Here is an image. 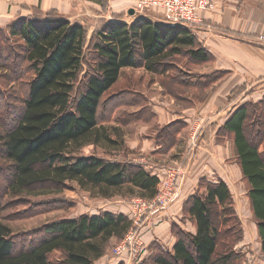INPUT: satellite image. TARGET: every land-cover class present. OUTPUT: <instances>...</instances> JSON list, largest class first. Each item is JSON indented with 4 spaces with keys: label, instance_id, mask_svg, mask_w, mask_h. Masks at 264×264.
<instances>
[{
    "label": "trees",
    "instance_id": "obj_1",
    "mask_svg": "<svg viewBox=\"0 0 264 264\" xmlns=\"http://www.w3.org/2000/svg\"><path fill=\"white\" fill-rule=\"evenodd\" d=\"M0 46H8L11 54L25 65L23 72L16 75L18 78H13L17 84H25V93L17 99L19 115L10 128L0 130L1 158L10 169L5 193L13 197L34 194L35 190H39L37 196L58 194L67 183H74L101 199L135 191L140 199L152 200L156 196L160 181L157 173L138 165L72 154L102 140L116 143L108 138L98 114L103 99L123 70L142 68L163 77L172 66L168 63L172 57L186 54L185 63L213 60L192 31L148 20L130 25L107 23L87 41L86 29L81 24L33 13L0 30ZM87 51L92 66L81 80L83 89H79L77 96L76 85L88 62ZM23 74L26 77L19 79ZM205 76L188 82L196 88ZM175 81L176 87L184 82L180 76ZM0 92L4 93L1 84ZM259 105L264 106V96ZM248 118V108L239 106L219 130L230 136L237 165L248 185L247 198L264 256V129L258 141L250 140L245 133ZM183 124L182 120L175 121L162 129L174 128L175 138ZM162 135L155 139L156 153L166 152ZM200 186L204 193L189 197L183 205V213L192 221L194 231L174 235L171 251L160 252L153 264H237L234 247L241 241L242 231L235 218L233 231L226 217H234L230 190L221 179ZM131 225L123 214L80 215L43 226L25 246L24 241L17 245L11 229L0 221V264H53L51 256L56 252L61 254V264H94L105 256L112 240L120 241Z\"/></svg>",
    "mask_w": 264,
    "mask_h": 264
},
{
    "label": "rangeland",
    "instance_id": "obj_2",
    "mask_svg": "<svg viewBox=\"0 0 264 264\" xmlns=\"http://www.w3.org/2000/svg\"><path fill=\"white\" fill-rule=\"evenodd\" d=\"M98 1L103 2L109 11L112 10L108 0ZM67 2L72 6L70 0ZM123 2L127 8L132 0ZM33 13L39 14L38 11H33ZM137 13L143 17L148 15L160 18L164 22L162 15H157L152 11ZM209 13L212 15L213 22H208L211 27L207 29V36L200 35L197 38L194 30L192 33L198 42L201 41L200 45H205L204 49L212 55L213 60L206 63L193 61L185 63L188 59L186 54L181 57H172L168 62L172 66L163 77L152 75L142 68L123 70L117 84L103 99L98 114L103 121V127L107 128L108 138L116 143L110 144L106 140H102L98 145L87 144L74 151L72 155L77 157L94 156L120 164L138 165L150 173L156 172L163 175L166 177L165 180L168 178L166 171L176 169L180 174L178 186L183 179L186 178V181L190 180V176L191 179L194 177L192 181L195 183V187L185 195L187 198L204 193V189L200 186L201 183L223 180L232 197L234 217L226 216L230 222L229 227L234 231L233 220L235 218L242 231V239L234 247L238 259L237 264H264V256L260 252L256 226L252 220L247 198L248 185L242 178L234 151H230V136L219 130L233 110L245 105L249 110V118L245 123L247 137L252 141H258L261 132H263L264 106L261 107L259 102L264 96V40L262 39L264 37V0H229L228 2L227 0H212V8ZM15 43L23 45L19 40H15ZM11 53L13 52L9 51L8 46H0V65H3L0 70V84L4 88V93L0 92V130L12 126L20 112V103L17 99L22 97L23 91L25 93V84L22 82L17 84L16 80H13L19 72H23L25 65ZM86 59L88 60L87 63L85 62L87 65L83 66V73L76 85L77 96L80 92L79 89H83L81 80L85 78L86 71L92 66L90 64L91 54L88 51ZM9 71L12 73L7 74L6 78L4 74L10 73ZM217 72L222 75L219 76ZM201 75L211 76H205V81L196 88L191 87L188 81L197 77L199 79ZM179 76L184 82L182 81L179 87H176L175 80ZM25 77L23 74L19 79ZM11 79L13 83H10ZM194 108L207 109L208 111L211 108L212 114L215 116L219 114L224 116L216 124L211 120L213 115H209L206 122L204 119L194 122L189 119V110L192 112ZM196 109L194 110L196 111ZM149 111L159 114L155 115L152 112L154 114L151 115ZM168 111L176 117L175 119L177 117L184 119L182 120L184 124L178 129V133L176 132L175 138L174 128L164 130L162 128L166 126L165 122L160 123V118L157 120L159 123L154 121L156 117H162ZM194 115L199 117L201 111L195 112ZM186 120H190L191 123ZM217 124L220 126L217 127ZM195 130L198 135H201V138L198 141L197 135L196 141L191 144L190 139ZM140 133L143 139L149 140H155L163 133L161 139H163L166 152L147 154L148 152L146 153L144 148L134 147L135 142L141 140L138 135ZM211 137L215 139L214 143L222 148L217 162L208 156L211 151L210 147L206 146V142ZM210 141L212 140L210 139ZM214 143L212 142V144ZM162 150L163 148L160 151ZM191 150L192 152L196 151L192 162L194 163L197 159L203 160L196 168L198 169L203 164L205 171H190L189 160L192 155L189 153ZM260 151L262 152V149ZM1 157L0 150V221L11 229L12 239L16 241L17 245H21L24 241L26 246L31 239L36 237L35 232L47 224L62 219L110 213L123 214L130 220L131 209L134 208L136 213L141 210V206H135L139 203L138 200H143L136 196V191L132 194H125V196L101 199L90 196L74 183H67L58 194L37 196L35 193L39 190H35L34 194L13 197L5 193L4 187L10 181V169ZM187 184L184 182L183 188ZM158 188L162 191L163 183ZM177 188L172 200L162 209H155L156 211L170 207L178 194ZM179 220L180 222L174 225L175 229L172 227L173 237L174 235L178 237L180 234H190L194 231L192 221L183 213V209ZM144 226L146 227V219L143 220V226L138 235V239L143 241L142 247L146 250H143L138 258L134 259L137 255L130 251L125 258H113L114 250L126 242L124 236L120 241L112 240L105 256L94 264H153L152 260L160 252L171 251L172 247L168 246V242L145 243L143 237L148 236L150 230L144 231ZM223 241L226 240L223 239ZM136 249L137 245L133 250ZM218 257L219 255L215 256V258ZM51 259H53V264H61L60 253H54Z\"/></svg>",
    "mask_w": 264,
    "mask_h": 264
},
{
    "label": "crops",
    "instance_id": "obj_3",
    "mask_svg": "<svg viewBox=\"0 0 264 264\" xmlns=\"http://www.w3.org/2000/svg\"><path fill=\"white\" fill-rule=\"evenodd\" d=\"M67 1L65 0H0V30L5 29L6 27L16 22L20 18L31 16L33 14V11H38L40 17L45 18L47 15H53L55 17L58 16L64 18L70 24H81L86 29L87 41H89L91 36L94 33L100 31L107 23H125L130 25L136 21L148 20L157 25H161V26L167 25L160 18H155L148 15H145L143 17L141 15H138V13L136 12L134 13V15H129L128 7L125 8L126 6H124L123 1L125 0H120V1L109 0L108 3L110 6H112L111 11L107 9V7L105 6V4H103V2L101 1L99 2L98 0H70L72 2V6H70ZM228 1L229 0H227V2ZM230 8L233 9L232 7ZM152 13H155L157 15H162L159 12L152 11ZM211 18L212 15H210V13L208 12L206 16V21L202 25V28L199 29L198 31H194L197 38L200 35L207 36L208 33L207 29L211 27L208 22L209 21L213 22ZM199 42L201 41L199 40ZM201 45L204 48L205 45L203 44ZM194 109L192 110V112L191 110H189L190 111L189 119L194 120V122L197 120L200 121L202 119H204L206 122L208 116L213 115L211 116V120L215 121L216 124L217 121L220 118L222 119L224 116L223 114H219L218 116H215V114H212L211 108L209 109V111L207 109L205 110L196 109L195 111ZM197 110L201 111V115L199 117L198 115H194L195 112H198ZM149 112L151 115H153L154 113L155 115L159 114L158 112L156 114L155 111H152L154 112L153 114L151 111ZM175 118L176 117H174V115L172 116V113L168 111L165 112V114L162 117H156L154 121L156 120L155 122L159 123L157 121L159 119L160 123H162L163 121L165 122V125H168L172 122H175V120L177 121L184 120L183 117H177V119ZM186 121L191 123L190 120H186ZM219 126L220 125L217 124V127ZM138 135L141 140L140 142L139 140L138 142H135L134 147H138L140 149L144 148L146 153L148 152L147 154L149 153L155 154L158 151V145L156 144L155 140L152 139L149 140L145 138L143 139L141 133ZM200 138L201 135H198V141ZM210 139L212 141L209 142ZM210 139H208V142H206L207 143L206 146H209L211 151L210 152L211 154H208V156L212 158L213 161L217 162L220 158L219 155L221 153L220 151L222 148L218 146L216 143H214L215 141L214 138L211 137ZM212 142L214 144H212ZM140 143L141 145H139ZM191 144H193L192 141ZM230 144H231L230 151H232L233 150L232 143ZM228 150H229V145H228ZM195 153L196 151L192 152V150L189 153L190 155H192L189 160L190 171L191 172L200 171V170L205 171V165L203 164L198 169L196 168L202 163L203 160L200 161L199 159H197L194 161V163L192 162L193 158L195 157L194 156ZM185 179H183V181L178 186L177 188L178 194L175 196V199L171 203L170 207L167 209L155 211L154 213L150 214L146 219V227L144 226L143 230L144 231L150 230V231L147 234L148 236L143 237L145 243L149 242V244H152V242L163 241V242H168V246L170 248L173 247L175 238L172 236V232H173L172 227L173 229H175L174 225H176L177 222H180L179 215L181 214L183 205L188 199L187 197H185V195L189 191L193 190V188L195 187V183L192 181L194 177L193 179H191L190 176V180H186V181ZM184 182H187L188 184L183 188Z\"/></svg>",
    "mask_w": 264,
    "mask_h": 264
},
{
    "label": "built area",
    "instance_id": "obj_4",
    "mask_svg": "<svg viewBox=\"0 0 264 264\" xmlns=\"http://www.w3.org/2000/svg\"><path fill=\"white\" fill-rule=\"evenodd\" d=\"M211 8L212 0H132L128 7V9H133L136 13L143 11L159 12L167 25L184 27L190 31L200 29L205 23L206 16ZM262 39L264 40V37ZM197 135L195 130L191 136L192 142L196 141ZM166 175L168 177L167 180H165L166 177L158 174L161 183H163L162 191L158 188V192L152 200H138L139 203L135 205L141 206V210L138 213L135 212L134 208L131 209L130 221L132 225L125 235L126 242L114 250L113 258H125L130 251L137 255L134 257L136 259L143 250H146L142 247L143 241L138 239L143 220L147 219L151 212L156 211L155 209L165 207L172 200L174 191L179 184L178 178L180 174L178 170L166 171ZM135 245H137V249L133 250Z\"/></svg>",
    "mask_w": 264,
    "mask_h": 264
},
{
    "label": "water",
    "instance_id": "obj_5",
    "mask_svg": "<svg viewBox=\"0 0 264 264\" xmlns=\"http://www.w3.org/2000/svg\"><path fill=\"white\" fill-rule=\"evenodd\" d=\"M128 14H129V15H134V10H133V9H129V10H128Z\"/></svg>",
    "mask_w": 264,
    "mask_h": 264
}]
</instances>
